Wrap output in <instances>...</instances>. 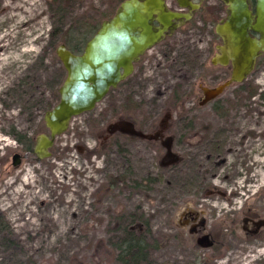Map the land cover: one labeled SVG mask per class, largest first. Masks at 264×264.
<instances>
[{
  "label": "rangeland",
  "instance_id": "374dc122",
  "mask_svg": "<svg viewBox=\"0 0 264 264\" xmlns=\"http://www.w3.org/2000/svg\"><path fill=\"white\" fill-rule=\"evenodd\" d=\"M117 5L0 0V264H119L109 241L131 215L156 240V264H264V56L200 106V86L220 81L204 67L170 71L152 49L141 84L127 78L74 117L51 157L30 150L66 77L57 47L75 46L80 16L100 22Z\"/></svg>",
  "mask_w": 264,
  "mask_h": 264
},
{
  "label": "water",
  "instance_id": "95a60500",
  "mask_svg": "<svg viewBox=\"0 0 264 264\" xmlns=\"http://www.w3.org/2000/svg\"><path fill=\"white\" fill-rule=\"evenodd\" d=\"M223 1L228 15L216 26L223 44L213 64L231 63L233 70L225 83L204 89L201 104L219 97L233 83L245 81L264 52V0H255L254 8L251 0ZM155 15L159 27L152 24ZM189 18V14L167 11L164 0H124L112 18L102 22L82 53L59 45L56 55L66 70V78L58 91L59 102L45 112L49 135L41 133L37 137L33 149L37 157H51L56 137L67 131L71 120L95 109L111 89L133 73L134 62L175 29L176 21ZM19 164L20 155L15 154L13 165Z\"/></svg>",
  "mask_w": 264,
  "mask_h": 264
},
{
  "label": "flooded vegetation",
  "instance_id": "af4514ba",
  "mask_svg": "<svg viewBox=\"0 0 264 264\" xmlns=\"http://www.w3.org/2000/svg\"><path fill=\"white\" fill-rule=\"evenodd\" d=\"M116 1L118 2V5L113 15L110 16L109 18L102 19L100 22L99 20H95L93 15L80 16L79 25H77L78 29L76 30L77 31L76 35L79 36L77 38L79 41L85 39L84 48L87 42L98 31L102 22L111 19L117 13L121 3L124 0H111V2L113 3ZM127 1L130 0H125V2ZM140 1L144 2V0H140ZM251 2H252V7L254 8L255 0H251ZM186 3H188V5ZM164 5L167 11L189 14L190 18L188 20L182 19L176 21L175 22L176 27L174 30L169 32L161 42L156 44L151 49L147 50L136 62H134L133 73L128 78L134 77L135 80L138 79L137 84H141L142 81H144L141 78L142 75L145 74L141 67V64L142 62L145 61V56L147 55V53L152 51V49L157 50L155 52L156 56H154L153 58L157 59V57H159L163 59V61H165L166 63H169L168 68L170 71L171 68L173 69L176 66L191 67L193 69H196L198 67L199 68L204 67L208 72H210L208 76L209 80L212 78V81H220V84L210 87L199 85L201 87V96L198 97L197 102L198 105L201 106V103L205 98L204 89L205 88L211 89L218 87L219 85L228 81L232 74L233 67L231 63H229L226 66L219 63L213 64V57H215L219 52L218 47L223 44V39L219 37L216 33V26L218 23H220L227 17L228 15L227 5L223 0H164ZM152 24L155 27H159L160 25L159 22L157 21L156 15L152 20ZM82 30L84 31L83 35H81ZM210 34H213L218 40V42L215 45L214 43H212L213 41L211 42L208 41L207 36ZM253 35L256 36L255 34ZM196 40L198 42H196ZM213 49L215 50V52L210 57V54L212 53ZM263 56H264V52L257 59L253 72L256 70L258 66V62L261 61V58ZM227 68H229V71ZM177 78L179 77L177 76ZM183 82L185 83L184 85L179 83L180 86L177 85L172 86L171 98L172 99L174 97L176 98V99L174 98L173 100L174 104H177L176 102H178L180 99H183L182 94L180 93V89L183 90L182 88H185L187 84L191 83V79L186 77L185 79H183ZM236 84L239 83H233L232 85H236ZM217 99L218 97L211 101H208L207 104L211 102H215ZM181 135L182 134H180V136ZM177 141H180L179 138H177ZM177 141H176V146L179 145L181 146L184 144V142L177 143Z\"/></svg>",
  "mask_w": 264,
  "mask_h": 264
},
{
  "label": "trees",
  "instance_id": "16d2710c",
  "mask_svg": "<svg viewBox=\"0 0 264 264\" xmlns=\"http://www.w3.org/2000/svg\"><path fill=\"white\" fill-rule=\"evenodd\" d=\"M64 1V0H62ZM55 34L56 31L53 30L51 34ZM84 31L82 30L81 35H83ZM70 33H68L69 35ZM79 36H75V46L70 47V49L75 53H80L83 51L85 42L84 40L79 41L77 38ZM69 39V38H64ZM66 42V41H65ZM249 96L256 95V89L250 88L249 90ZM259 96L264 99V93H260ZM175 98V97H174ZM172 99V103L173 100ZM176 99V98H175ZM17 139L21 142V138L17 136ZM33 140H30V150H33ZM117 180V179H116ZM138 186V182H134ZM140 186V184H139ZM147 189V188H146ZM136 216V215H135ZM134 215H131L130 221L128 222L129 225L125 227V221L119 222V225L122 227L118 230H116V234L114 233L111 237L112 239L109 241L111 250L114 254L115 260L119 264H156V262L153 261V258L150 257L149 253L153 251V249H156L157 242L154 240V242L149 243L147 241L148 235H149V229L146 227L144 232L140 233L139 226H135L138 221L135 222L136 219ZM132 223H136L133 226H131ZM0 231L2 232H8V227L0 222ZM119 231V232H118Z\"/></svg>",
  "mask_w": 264,
  "mask_h": 264
},
{
  "label": "bare ground",
  "instance_id": "6f19581e",
  "mask_svg": "<svg viewBox=\"0 0 264 264\" xmlns=\"http://www.w3.org/2000/svg\"><path fill=\"white\" fill-rule=\"evenodd\" d=\"M251 75V74H250Z\"/></svg>",
  "mask_w": 264,
  "mask_h": 264
}]
</instances>
